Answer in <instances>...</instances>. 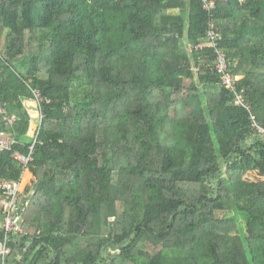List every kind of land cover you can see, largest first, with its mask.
<instances>
[{
    "label": "trees",
    "instance_id": "1",
    "mask_svg": "<svg viewBox=\"0 0 264 264\" xmlns=\"http://www.w3.org/2000/svg\"><path fill=\"white\" fill-rule=\"evenodd\" d=\"M211 13L200 0H0L15 149L32 142L34 89L43 115L27 232L6 264H264V181L242 179L264 175V140L213 50L195 48L210 19L264 127V0H214ZM21 172L0 152V177Z\"/></svg>",
    "mask_w": 264,
    "mask_h": 264
},
{
    "label": "built area",
    "instance_id": "2",
    "mask_svg": "<svg viewBox=\"0 0 264 264\" xmlns=\"http://www.w3.org/2000/svg\"><path fill=\"white\" fill-rule=\"evenodd\" d=\"M202 7L207 11L208 15L212 16V9L214 8V0H200ZM204 39L195 46L196 49L210 47L215 54V71L219 77L221 85L233 94L234 103L243 107L249 112V119L251 120V128L253 129V136L264 140V127L258 125L255 116L251 112V106L247 103L245 97V88L239 86V81L242 75L233 74L230 68V61L227 57L226 49L222 47V35L219 29L213 25L209 19ZM33 94L38 104L40 93L34 89ZM39 107V106H38ZM40 109V107H39ZM39 126L43 117L39 111ZM17 120L16 115L11 113L8 109L7 103L0 100V152H8L10 157L15 159L22 167L21 175L18 179H10L0 177V264H6V259L11 252L10 240L14 235L26 233L25 221L23 212L30 203L29 197L33 195L34 189L32 183L34 176L28 169V163L32 161L34 145L36 143V135L39 132L38 125L35 128L34 139L28 146L26 154L15 149L19 144L15 138L14 125ZM252 139L250 142H252ZM29 173L30 176L23 180V175Z\"/></svg>",
    "mask_w": 264,
    "mask_h": 264
},
{
    "label": "rangeland",
    "instance_id": "3",
    "mask_svg": "<svg viewBox=\"0 0 264 264\" xmlns=\"http://www.w3.org/2000/svg\"><path fill=\"white\" fill-rule=\"evenodd\" d=\"M190 46L188 45V51L189 53L190 51ZM27 104V108L30 111L31 114V124L30 127L28 129L26 138L28 141H32L34 139L33 135L35 134V126L39 123V111L36 108V104L34 100H27L26 101ZM258 172V171H257ZM257 172H253L249 174V171H243L242 172V179L244 181H248V182H258V181H263L264 178L263 176H261L260 174H258ZM29 174V173H27ZM255 174V175H254ZM30 176V174L28 175V177ZM216 216L217 217H229V218H233L235 217V214L233 211H217L216 212ZM110 219H113V217H111ZM239 223H241V220H238ZM221 234L224 235H233V234H241L242 233V228H241V224H238L237 227H232L229 229H223L220 231Z\"/></svg>",
    "mask_w": 264,
    "mask_h": 264
},
{
    "label": "crops",
    "instance_id": "4",
    "mask_svg": "<svg viewBox=\"0 0 264 264\" xmlns=\"http://www.w3.org/2000/svg\"><path fill=\"white\" fill-rule=\"evenodd\" d=\"M245 171H255V170H245ZM255 172H257V171H255ZM258 174H260L259 172H257ZM261 175V174H260ZM261 176H263V178H264V175H261ZM264 181V180H263Z\"/></svg>",
    "mask_w": 264,
    "mask_h": 264
}]
</instances>
